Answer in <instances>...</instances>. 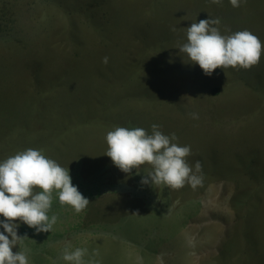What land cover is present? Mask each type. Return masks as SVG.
<instances>
[{
  "label": "rangeland",
  "instance_id": "obj_1",
  "mask_svg": "<svg viewBox=\"0 0 264 264\" xmlns=\"http://www.w3.org/2000/svg\"><path fill=\"white\" fill-rule=\"evenodd\" d=\"M207 17L256 35L259 61L190 64L177 48ZM154 123L190 147L201 184H141L149 166L125 174L104 155L115 126ZM26 148L90 202L75 212L53 192L50 233L20 223L28 264H66V244L85 264H264V0H0V159Z\"/></svg>",
  "mask_w": 264,
  "mask_h": 264
},
{
  "label": "clouds",
  "instance_id": "obj_2",
  "mask_svg": "<svg viewBox=\"0 0 264 264\" xmlns=\"http://www.w3.org/2000/svg\"><path fill=\"white\" fill-rule=\"evenodd\" d=\"M229 2L238 6V0ZM219 23L218 18L209 17L191 23L185 28L186 40L178 46V52L185 54L190 64L198 65L205 75L217 68L247 69L256 64L262 52L259 38L246 29L222 35L215 26ZM103 62H107V57ZM192 116L196 118L195 113ZM150 128L146 132L141 127L115 126L105 135L104 155L125 174L149 166L150 170L141 175V184H164L171 188L185 183L195 188L201 184L200 162L190 166L186 160L190 147L176 143L174 133H162L158 124ZM53 192L62 206L68 205L75 212L90 203L71 183L68 167L46 157L41 149L26 148L0 159V217H3L0 219V264H28L23 251H12L26 237L18 236L17 228L23 223L37 233H50L57 220L54 214L48 215ZM86 253L85 248L70 249L66 244L60 258L66 264H85Z\"/></svg>",
  "mask_w": 264,
  "mask_h": 264
},
{
  "label": "crops",
  "instance_id": "obj_3",
  "mask_svg": "<svg viewBox=\"0 0 264 264\" xmlns=\"http://www.w3.org/2000/svg\"><path fill=\"white\" fill-rule=\"evenodd\" d=\"M186 199H190V196H188ZM196 202H197V200H190V202H188V201H186V205H188V206H194V205H196ZM188 209V208H187ZM192 214L194 215L195 214V212L194 211H191V214H190V216H192ZM195 216V215H194ZM163 217H165V216H163ZM172 217L173 216H171L169 219H172ZM165 219H167L168 220V218L167 217H165ZM187 219L185 218V215H184V219H183V225H185L186 226V224H188L187 223ZM165 226H167L166 224H164ZM157 227H158V225H157ZM184 227V226H183ZM182 227V228H183ZM159 235V234H158ZM170 239V234H168L167 232L166 233H164L162 236H158V240H159V243H164L165 241H167V240H169ZM157 256V255H156ZM153 257H155V256H153Z\"/></svg>",
  "mask_w": 264,
  "mask_h": 264
},
{
  "label": "bare ground",
  "instance_id": "obj_4",
  "mask_svg": "<svg viewBox=\"0 0 264 264\" xmlns=\"http://www.w3.org/2000/svg\"><path fill=\"white\" fill-rule=\"evenodd\" d=\"M96 30V29H95ZM72 39V38H71ZM224 105V104H223ZM216 250V249H215Z\"/></svg>",
  "mask_w": 264,
  "mask_h": 264
},
{
  "label": "trees",
  "instance_id": "obj_5",
  "mask_svg": "<svg viewBox=\"0 0 264 264\" xmlns=\"http://www.w3.org/2000/svg\"><path fill=\"white\" fill-rule=\"evenodd\" d=\"M189 226H190V225H189ZM189 226H188V227H189ZM159 257H161V256H159Z\"/></svg>",
  "mask_w": 264,
  "mask_h": 264
}]
</instances>
